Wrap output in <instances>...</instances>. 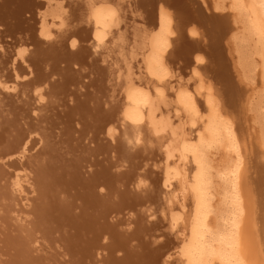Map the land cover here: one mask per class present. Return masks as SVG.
<instances>
[{
  "label": "bare ground",
  "instance_id": "6f19581e",
  "mask_svg": "<svg viewBox=\"0 0 264 264\" xmlns=\"http://www.w3.org/2000/svg\"><path fill=\"white\" fill-rule=\"evenodd\" d=\"M57 1L58 0H0V264H173L174 262L171 263L170 260L173 257L175 258V255L172 256L174 251L176 252L179 250L180 246H185L186 248V245H178V249L172 237V231L175 232L172 229L178 227V225H175V221L178 222L177 220L174 219V221H172L175 224L173 226L174 228H171V235L166 230L169 225L167 224L166 226V217L162 214L164 202L161 201L163 195L161 189L163 188V184L160 188L159 182L161 180L159 176L156 175V171H153V169H156L154 165L156 161L155 158H153V156L151 157L152 153L150 155V153H145L140 146V148L137 147L139 143L134 145V143L138 142V140H136L137 136H139L136 134L137 132L132 133V136H130L128 131L120 126L123 122L119 124L117 123L118 120H116V112L123 107V102L128 103L130 101V99L126 98V95L128 97V93L131 92H129V89H131L130 85L132 84L131 87L134 86L133 89H135L145 82L142 81L143 83L141 82V84L136 87L133 83L135 79L133 81L128 80L133 77L138 80L140 78H137V76L135 77V74L134 76L130 75L132 70L136 67L135 65H133L135 67H131L132 64L128 65L130 66L128 73V66L126 64V60L129 59L128 57H126V63L123 66L124 71L126 70L128 79L126 78V81L123 75V78H121L125 82L130 81L129 84L124 82L128 86V93L126 95L121 93L122 95L119 94L120 96H117L119 98L125 96V99L129 101L122 98L118 100V103H122L120 107H116L117 101L113 104V88H117L116 86L118 85L115 86L114 78L121 72V63L124 64V62H120V60L122 59L121 61H124L123 57L128 54H125V51H130L132 47L136 49V45L138 46L140 42L139 45H141L142 49H144L143 47L145 46V49H147V44H145V46L142 44L147 42L146 39L149 40V38H146L149 35V41L156 46V49L150 50L151 53L159 52L162 47L167 45L164 51L165 54H163L164 56L162 57H164L163 59L166 61V67L168 64L167 68H170L171 72L176 69L177 72L179 71L182 74L189 73V76L192 75L193 77V80L190 79L192 82L197 81V84L202 83V87L205 85V90L208 88V91L205 92L209 95V104L212 105V107L215 106L214 109L210 111L211 113L213 112L212 115H217L219 112L223 118V121L221 123L219 122L218 126L214 125L215 117L212 118V124H210L209 127L211 128L210 143L216 146L226 140L229 146H232L233 155L237 158L236 161L238 162V167H235L237 169L235 170L233 168L235 174L233 173L234 170L232 171L236 177L235 180L233 176L235 182L232 186L235 187L237 191L235 194L239 196L237 200L239 204H241V207L239 206L241 211H237V215H235L237 219L233 220V218L235 219L234 216L232 218V220L237 223L234 229H237V236L235 239L238 244H235L241 245V248H239V246L236 247L237 253H241V255L243 254L245 256L246 260L243 259L248 263H245L243 259L241 260L245 264H264V0H60V6L56 7ZM83 4L86 5L87 9H85L86 7ZM96 8L102 10L106 16L109 14L108 16H111L110 18L114 15L113 18L115 17L114 20L116 19V22H122L121 25L120 23H118V25L114 22L117 27L120 26L118 28L116 27L117 30H115L114 33H112L113 30H110L111 28H115L113 21H110L114 25L111 28L108 26L109 24L111 25V23H108L107 27H104V29V25L97 27L96 22L94 23L96 27L93 25L91 26L94 27L96 31L95 29L93 30V28L91 29L88 20H90V18L92 19L90 15L94 14L93 12ZM38 9L46 10L42 18L36 17V11ZM97 14L99 15V13ZM98 15L97 17H99ZM56 16H61V19L59 20L57 18L58 20H54ZM88 17L90 18L88 19ZM113 18L111 20H113ZM94 20L95 18L93 17V21ZM99 24L101 25V23ZM91 30H93L92 33ZM135 31L136 33L137 31H139L138 33L143 32L144 35L139 36L138 34V36L140 38L143 36L146 39L144 38L145 40H143L142 38L141 40L143 41L140 39L138 40L137 34L136 36L134 35ZM150 32L153 34L151 35ZM121 33H125L124 35L126 36L131 34V37L128 36L131 40L129 39L127 42V38L125 40L127 43L124 42L125 49L128 50L123 49L124 47L122 48V39L124 40V38L121 39V37L123 34L118 35ZM117 35L118 37L121 36L118 41L116 40ZM124 35L123 37H125ZM102 37H104L103 43L100 42L101 39H103ZM105 37L106 39L107 37L109 38L106 40ZM135 40L140 42H136ZM150 44L148 45L149 49L151 48ZM105 46H107V48H104ZM120 48L124 50L123 57L119 54L123 53L118 50ZM139 48L140 46L138 49ZM141 50L139 53H144L142 52L143 50ZM113 51H115L114 55L119 54L117 58L113 55H109V53ZM131 51L135 52L133 49ZM150 51H148V54H150ZM132 52L130 53L133 54ZM145 53L147 55L146 51ZM131 54L129 57L131 58L133 56V58H135L138 53H134L132 56ZM111 56H113L114 59L121 58L115 61L116 63L119 62L117 64H120V66L117 65L116 67L115 63L114 65L112 64L113 57ZM134 60L132 59V61ZM130 61L131 59L129 62ZM132 61L130 63H132ZM142 61L146 62V60L143 59ZM143 62L140 63L143 64ZM153 62L151 61L152 64ZM135 63L137 65L135 69H138L139 66L137 61H135ZM145 64L146 63H144V65ZM112 66L116 68L112 70ZM154 67L156 68L155 65ZM130 68L133 69L130 70ZM149 68L147 67V69ZM117 69L120 72L116 74L115 72ZM154 70L156 69H152V72ZM152 72H150V74L154 79ZM180 73L177 74L179 75ZM128 74L131 78L128 77ZM182 74L178 78H182ZM186 74L185 76H187ZM174 76L177 77L176 74ZM189 76L187 77L188 80L191 78ZM119 77H117L116 82L120 80L118 79ZM161 79L162 78H160V80ZM176 79L177 78H175V80ZM138 80L137 84L140 83ZM162 80L164 81L165 79L163 78ZM179 80L180 79L176 80L175 83ZM182 80L183 78L180 80L177 87L179 86L180 88ZM121 81L122 80H120V82ZM151 81L153 80H150V82ZM167 82L169 81L167 80ZM175 83L173 84L175 85ZM125 84L124 86H126ZM146 84L148 83L145 82L141 86ZM155 84H157V81ZM188 84L187 82V85ZM191 84L193 85V83ZM158 85H160V82ZM185 85L183 86L186 89L187 87ZM121 86L119 85L118 88ZM161 86H164V82ZM183 86L182 88H184ZM164 87L167 86L165 85ZM147 88H149V86ZM181 89H178L180 93L181 91L183 92V89ZM192 89L194 90V87ZM195 89L194 92H198L196 87ZM136 90L138 91V89ZM136 90H134L135 93H137ZM189 90L192 92L191 88ZM203 90L201 91L203 92ZM114 91L115 97L118 89ZM123 91L124 89L121 90V92ZM190 91L187 90L186 92ZM139 92L142 98L143 93L141 90H139ZM159 93L160 92L153 95H159ZM171 93L172 92H170V96ZM176 93L179 94L177 91ZM132 94H134L133 90ZM181 94L183 95V93ZM163 95H165L164 92ZM204 95L206 97V94ZM137 96V94H134V98L132 97L133 101L131 100L130 102L135 103L134 100L136 101L139 97ZM147 96L148 95H145V97ZM135 97H137V99H135ZM150 97L152 98L153 96H149L151 104L155 97L154 99ZM164 97L167 98L161 95L159 100L162 98L165 100ZM176 97L178 98V96ZM123 99L124 101H122ZM167 99L165 101H167ZM145 100L148 101V98L143 99L142 103H145L148 109L147 104H149V102ZM185 100L187 103V99ZM193 100L195 101V99ZM139 101L141 102L140 98ZM161 101L162 100H160V103H162ZM199 101L200 100H198V102ZM205 101L207 102L206 98ZM169 102L168 104H170ZM142 103L141 105L144 107L145 104L143 105ZM155 104L157 103L155 102ZM164 104L167 103L165 102ZM179 104L181 105V103ZM162 105L163 104H161V107ZM176 105L177 103L174 104V107ZM210 105L207 106L210 107ZM132 106L131 108H133ZM152 106L153 111L150 110L151 113H146L147 120L149 121V114L153 115L151 116V120H154V114H156V116L158 114L153 113L155 112V107L154 104H152ZM190 106L193 107V105ZM126 107H129L128 112H130V106ZM134 107H138V110L140 109L139 105ZM161 107L159 105V108ZM123 108V112L121 113L125 114L127 111L126 108L125 111ZM144 108L142 110H144ZM140 110L136 113L140 114L138 116L139 118L141 113L143 115V112ZM203 110L205 113V109ZM161 111L163 110H160V112ZM199 111L201 112V110ZM127 113L125 117L123 115L124 119L129 118ZM131 113L134 112H130V115ZM161 114L159 118L156 119H159V121H157L159 123L164 120ZM195 115L197 117V114ZM198 115L200 114L198 113ZM138 117L137 119H139ZM203 117L205 116L202 115V118ZM118 118L119 117H117V119ZM174 118L178 119V116ZM174 118L173 120L171 119L172 121L168 120L170 117L165 118L166 120L164 121L166 123L164 121L162 123L168 128H171L172 125L169 121L173 124ZM184 118L188 119L186 117ZM193 118L195 119V117ZM197 118L195 119L196 122L198 121ZM203 122L201 125H203ZM207 122L208 121H206L204 125L205 130L207 129ZM193 123L195 124V122ZM180 124L177 125L180 126ZM177 125L176 127L173 126V129H176L177 133L180 131L182 132L183 129L179 128L178 130ZM182 125H184V122L181 124V128H183ZM192 126L190 125V127ZM167 127H163V130L160 128V130L165 132L167 131L165 130ZM190 127L188 129L189 135H191L190 130H192ZM216 127H219L222 131L224 130L223 132L226 134L225 139L217 135L221 130L216 132L218 130L215 131ZM173 129L168 130L171 131L170 137H167L171 138V135L173 138L179 136L178 134L175 136L173 135ZM152 130V132H154L155 129ZM154 133L155 134H152L156 136V133H159V131L157 130L156 132L155 130ZM152 134H150V136ZM200 134L203 135L204 133L201 131ZM152 137L153 136H151V138ZM178 138L177 140H179ZM201 138L202 137H200V140L198 139L200 141L199 143L195 142L194 144H199L198 146L202 148L200 143H204L205 139L203 136L204 140L202 139L201 141ZM162 139L167 140L168 138ZM153 140L154 139H152V141ZM177 140L171 142V144H175L178 142ZM163 141L165 142V140ZM163 141L161 140L160 143L163 144ZM179 142H181V139ZM189 142L193 146L192 142L194 141L192 140L191 142L190 140ZM175 145L179 146V144ZM171 146L173 145H170V148H168V153ZM210 146L206 147L211 149V151L210 149L207 151L205 150L207 154L208 151H215V146L213 148ZM196 148L197 147H195V150L191 148L192 152L199 149V147ZM154 149L152 150L154 151ZM176 149L178 151V147L175 148V150ZM163 150H161V152ZM171 150L172 154L170 152V154H168L169 157L167 156L168 158L172 157L170 155H175V153L177 154L176 157L182 154H179L177 151L173 153V151H175L173 148ZM185 150L186 147L184 150H181L183 154L186 153L187 150ZM225 150L223 149V155H226ZM221 151L220 153L223 152ZM161 152H156V156L159 155L157 153ZM193 153L196 155L197 152ZM193 153L190 151L191 155ZM207 154H204V157H207ZM216 154H213V156ZM227 154L232 155L230 153ZM165 155L167 154L165 153ZM182 156H180V158ZM216 157H218V154ZM197 158L198 155L196 156V159ZM213 158L215 159V156ZM227 158L224 157V159ZM210 159H212V157ZM224 159L223 161L221 159L222 163L227 161ZM200 160H204V163L208 160L210 168L214 165L211 162L212 160H209V154L207 160ZM197 161L198 160L193 162V164L200 162ZM168 162L169 161H167V163ZM228 162H230V160ZM171 163L173 164V161ZM168 165L167 168H169ZM200 165L198 164V166ZM207 165L208 164H206V166ZM224 165H226V163ZM200 168L205 173H208L206 172L207 168H203V165ZM200 168L198 167V169H196L201 173L202 171L199 170ZM190 169H192V167ZM218 169L219 168H217V170ZM165 170L162 172L164 173ZM172 170L169 172V176H172V174L170 175V173H173ZM197 170L194 169V172L199 173L196 172ZM214 170L211 169L212 172H210L213 173ZM177 171H174V174ZM179 172L180 171H178L177 174L181 177L182 172ZM204 172H202V174ZM165 173L168 172L165 171ZM190 173H192V171ZM208 174L209 178L210 173ZM206 175L207 174L203 176L200 175V177L197 176L199 178L197 180L200 181L201 177L207 178L205 177ZM213 175L212 178H214ZM225 175L222 176L225 177ZM166 176L168 178V174ZM192 177H194V175ZM164 178L166 177L164 176ZM183 178L186 181L187 178L185 179V177H181V181H183ZM193 179L195 180V178ZM196 182L197 181H195L194 184L198 186ZM205 182H199V188L200 185H203V188ZM206 183L204 189L200 188L199 190L200 195L202 194V197L199 195L201 198L206 197V194H208L206 193L203 197L202 190L205 192L209 188ZM226 183L228 184V182H225L223 185ZM182 184L183 183L180 185L182 186ZM183 185L185 190V185H187V183ZM164 186L166 187V184H164ZM170 186L172 187V185ZM170 186H168V188H170ZM186 187V189L189 188L188 185ZM210 187L213 191L218 188L216 186L214 187L213 184H210ZM173 188L175 189V186H173ZM165 190H170L171 192V189H167V187ZM193 190H195V188H193ZM196 190H198V188H196ZM176 191L174 195L177 193ZM210 191L209 194H212ZM195 192L193 196L196 195ZM188 193H190V191ZM216 193L218 195V192ZM185 195L188 196L186 198L187 200L189 196L190 198L193 197L191 194L188 195L185 193ZM215 195L212 194V197ZM228 195L230 196V193ZM209 196L210 195L207 197ZM173 197L172 195V198ZM235 198H237V196H235ZM169 199L171 200V197ZM181 199V202L186 200L185 197L183 199L182 196ZM196 199L197 198H195V200ZM214 199L215 198H213V200ZM172 200L174 201L176 199ZM190 200L192 199H189V201ZM201 200L203 202L206 201L203 199ZM210 200L212 201V199ZM198 201L200 202V199ZM184 202L187 204V201ZM203 202H200V204L202 205ZM170 203L167 202L166 205ZM204 203V210L206 211L202 210V213H207L206 207L210 206V202L208 203L207 201L208 204L206 202ZM175 205L178 204L174 203L173 208ZM193 205L195 207L196 204ZM203 205L201 208L199 207L200 210L204 207ZM170 206L171 205H169V209L167 210L172 211L173 209H170ZM180 206H177V208H179L177 211L175 209L176 207L174 209L176 212L181 210V213L184 215L186 210H182ZM167 207L168 206H166V208ZM194 207L192 209H194ZM210 207L207 208L210 209ZM199 209H197V211L194 210L197 213ZM209 209L208 211L210 212ZM218 209L219 206L217 210ZM215 210L216 209H214V213L216 214ZM188 211L189 213L191 212L190 209ZM176 212H169L172 218L176 216L174 215ZM209 212L208 214H210L211 219L214 215H211V212ZM208 214H206V218ZM178 216H176L177 219L180 218V216L179 218ZM168 217V219H172L170 216ZM194 217L196 218L197 216L193 215L192 217L193 220H196L197 218L195 219ZM170 220H168V222ZM204 222L206 224L205 220ZM187 223L188 221H186L185 224ZM169 224L172 225L171 221ZM191 224H193V221ZM201 224L202 226L204 225L203 221L200 223V228ZM187 226L185 225L183 228ZM170 227L171 226H169V228ZM179 227L181 229V225ZM208 227L211 230L212 226L210 227L207 225V229ZM180 229L179 232L183 231H180ZM195 229L194 232L196 231ZM212 232H214L213 229ZM212 232H207L206 227H203V230L195 232V236L197 234L196 242H191V244H193L191 245L193 246L192 250H195L194 247L196 245V249L202 252L206 259H209L210 254H212L211 257L213 256L215 249H213V252L210 250L212 252L210 253L208 249L212 247L205 248V245H203L205 236L208 233L211 235L215 233L212 234ZM188 234L187 237H189L191 233L189 232ZM210 234L208 236H210ZM200 235L202 236L200 237ZM177 236H180V234ZM177 238L182 239L183 237ZM220 239L221 238H219V241ZM224 240L225 238L223 237L222 242ZM182 241L183 244H186L188 240L185 242L184 240ZM182 241H180L181 244ZM190 241L189 239L188 242ZM177 243H179V239H177ZM224 243H226V241H224ZM173 246H175L177 250L172 251ZM207 246L209 247L211 245ZM228 246L230 247V242ZM233 249L234 247L229 250L228 256L229 254H236L234 252L235 249ZM182 251H179L181 255L180 258H182L183 255L181 254ZM190 253L188 254L187 252L189 256ZM197 253L195 255H197ZM185 254L183 256H185ZM203 254H200V257L198 256V261L200 260L199 258L203 257ZM216 254L214 256H217ZM236 255L235 259H237ZM241 255L239 254L240 257ZM171 256L172 258H170ZM174 258L172 261H174ZM222 258L227 260L228 257L224 255ZM228 259L231 260L230 257ZM183 260L184 259H182V261L180 260L181 263ZM219 261L222 260L219 259ZM225 261H222L223 264L226 263ZM186 262L184 264H188ZM222 262L220 264H222ZM177 263L178 262H175V264ZM236 263L237 261L235 264ZM198 264L201 263L198 262ZM230 264H234V262L232 263L231 261Z\"/></svg>",
  "mask_w": 264,
  "mask_h": 264
},
{
  "label": "flooded vegetation",
  "instance_id": "af4514ba",
  "mask_svg": "<svg viewBox=\"0 0 264 264\" xmlns=\"http://www.w3.org/2000/svg\"><path fill=\"white\" fill-rule=\"evenodd\" d=\"M88 4H89V3H88ZM83 5L86 7L85 4H83ZM87 6H88V5H87ZM85 7H84V8H85ZM85 9H87V7H86ZM99 10H100V9H97V8H96V9L94 10V12H93L94 14H91V15H90V16L92 17V19H91L90 17H88V19L90 18V20H88V24H90L89 26H92V25L95 26V25L97 24V25H96L97 27H99V26H103V25H104L103 28H104V27L106 28L107 25H108V23H111L112 26H111L110 24H109L108 26H110L109 28L113 27V26L115 25L114 22L117 21L116 19L114 20V18H115V17L113 18L114 15L112 16L113 20H111L112 18H110L111 16H108L109 14L106 16V14H105L102 10H100V11H99ZM102 12H103V13H102ZM97 13H99V15H98ZM92 15H93V16H92ZM97 15H98L99 17H97ZM103 15H104V16H103ZM93 17L95 18V20H94L95 22L93 21ZM100 17H101V18H100ZM103 18H104V19H103ZM106 18H107V19H106ZM98 19H99V21H98ZM91 20H92V21H91ZM100 20H101V22H100ZM105 20H106V21H105ZM107 20H109V21H107ZM90 21H91L92 23H91ZM103 21H104V23H103ZM110 21H113V24H114V25H113L112 22H110ZM96 22H97V23H96ZM106 22H107V23H106ZM94 23H96V24H94ZM99 23H101V25H100ZM116 23L118 24V23H120V21H118V22H116ZM121 23H122V22H121ZM121 23H120V25H121ZM105 25H106V26H105ZM118 25H119V24H118ZM96 26H95V27H96ZM114 27H115L114 29H113V28L110 29V30H113L112 33H114V31L117 30V28L120 27V26L117 27V26L115 25ZM116 27H117V28H116ZM105 28H104V29H105ZM110 32H111V31H110ZM138 32H139V31H137V33H136V31H135V34H134V35H135V36H136V34H137V36H138V34H139V36H140V35H144L143 32H142V33H141V32L138 33ZM126 33H128V32H126ZM122 34H123V33L118 34V35H122ZM124 34H125V33H124ZM124 34H123V35H124ZM118 35H117V39H116L117 41H118V39L121 37V36L118 37ZM123 35H122L121 39L124 38V40L122 39V41H123L122 43H123V44H122V43H121V44H122V48L124 47L123 49H125V45H124V44L127 43L129 39L131 40V38L128 37V36L131 37V34H130V35L128 34L127 36L124 35L126 38L123 37ZM132 35H133V34H132ZM139 36H138V37H139ZM145 36H146V34H145ZM109 37H110V36H109ZM109 37H107V39H108ZM133 37H134V36H133ZM133 37H132V38H133ZM138 37H137L138 40H139V39L141 40L142 38H143V40L146 39V38L143 37V36H142V38H140V37L138 38ZM102 38H103V39H101V41H100L101 43H103V41H104V37H102ZM127 38H128V39H127ZM144 38H145V39H144ZM105 39H106V37H105ZM107 39H106V40H107ZM126 39H127V42L125 41ZM135 39H136V37H135ZM116 40H115V41H116ZM138 40H135V41H136V42H140V41H138ZM143 40H141V41H143ZM124 42H125V43H124ZM144 42H145V41H144ZM140 43H141V42H140ZM140 43H139V44H140ZM139 44H138V46L135 44V45H136V49H135L134 47H132V49L135 50V52H134V51L132 52V51H131L132 49H130V51H125V54L128 53V54L125 55V56L123 55V54H124V52H123L124 50H123L122 48L118 49V50H120V52H121V51L123 52V53H119L120 56H121V57L124 56L125 58L123 57L124 61H121L122 59L120 58V59H121V60H120V59L118 58V59L120 60V62H124V64L121 63V64H122V69H123V70L121 71L122 73L120 72V74L117 75V77H119V76L121 75L118 79H120V80H122V81L120 82V80H118V81L116 82L117 77L114 78V79H115V83H114L115 86H116L117 84H118V85L116 86L117 88H115V87L113 88V95H112V96H113V99H114V100H113V104H115V101H117L116 103L118 104V100L121 99V98L118 97V96H120L119 94L122 93V94L126 95V94L128 93V90H127L128 86H127L126 84H129L130 81L125 82V81H123V79H121V78H123L122 75L125 76L124 79L127 78V73H126V70L124 71V67H123V66L125 65L126 62H127V63H126L127 66L130 65V64H132L131 67H132L133 65H136L135 61H138L137 59H139V57H138L137 54H136V56H135L136 59H135V58H133L132 55H133L134 53H138V52H140L139 49L141 48V45H139ZM135 45H133V46H135ZM139 46H140V48L138 49ZM104 48H107V46H105ZM121 49H122V50H121ZM125 50H128V49H125ZM137 50H139V51H137ZM115 51H116V50H115ZM115 51L110 52V53H112V54L109 53V55H113L115 58H117V57H118L117 55H119V54H115V55H116V56H115V55H114V52H115ZM136 51H137V52H136ZM130 52H132L133 54H131ZM129 53H130L131 56H132L131 58L129 57V55H130ZM153 53H154V55H153ZM121 54H122V55H121ZM159 54H160L159 52H152V53L148 54V56L145 57V59H143V60H146V62H143V61L141 60V62H143V64L140 63V65L142 64L141 66H143L144 63H146V64L144 65V67H146V68H147V67H148V68L150 67V68L147 69V71H144L145 73L143 74V77H142L141 79H139V81H140V83H141L144 79H147V77H148V80H149V81H150V80H153V81H151V82H154V83L157 81V85H158V83L160 82V86H161V84L163 85V82H164V86L166 85L167 87L161 86L162 88L158 89L157 91H150V92H146V93H145V91L143 92V90H141V89H138V91H137V90H136L137 88L133 89V88L130 87V88L133 90L134 94H137V95L139 96V97L137 96L138 99H137V97H135V99H137V100L139 101V98H140L141 102L139 101V103H138L137 100H136L137 102L134 100L135 103H131V102H130L131 100L133 101L132 97H133L134 94H132V90L129 89V92L131 91V92H130L131 94L128 93V97H131V98H128L127 95H126V98H127V99H130V101H129V100H126V99H125V96H124V95H123V96H124V99H125L126 101H129L130 103H129V102H128V103L126 102V103H127V104H126L125 102H123V107H124V108H123V107H122V108L124 109V111H125V108H126V111L128 112V111H129V107L127 108L126 106H130V109H131L130 112L133 111L134 113H131V115H132V116H131V115H130V112H128V113L125 112V114L127 113V114L129 115V116H128L129 118H128V119H127V118L124 119L125 114H124V113H123V114L121 113V112H123V111H122V108H121V109H120L121 111L119 110L118 112H116V120H118L117 123H119V124H120V122H123V123H121L122 125L120 124V126H122L123 129H125L126 131H128V133L130 134V136H132V133H135V132H137L136 134L140 136V137L137 136V140H138V142L135 140L137 143H134V145H135V144L137 145V144L139 143V144L137 145V147L140 146V147L143 149V151H145V153H148V154L150 153V155H151V153H152L151 157L153 156V158H155L156 161H157V159H158V161H157V162L155 161V163H154V161H153V163H154V165L156 166V169H157V170H156V169H155V170L153 169L154 172L156 171V175L159 176V178L161 179V177L164 178V176L167 178L166 175L168 174V178H167V180H166V178H164L163 183H162L164 189H163V188L161 189V191H162V193H163V195H164V197H163V195H162L163 198L161 197V201L164 202V203H163L164 205H163V209H162V211H163L162 214H163V216L165 215L164 217H166V220H165V224H166V226H167V224H168L169 226H171L170 228H169V226H167L166 230H167V232H168L170 235H171V231H172V230L175 231V232L172 231V237L174 238V242H175L176 244H178V243H177V239H179V242L182 241V240H184V242H185L186 240L189 241V239L191 240L190 242L187 241L186 244H185V243L183 244V241H182V244H181V242H180L179 245H186V248H185V246H180V249L177 250L178 253H176V254L174 253V254L172 255V256L175 255V258H176V259L178 258V259L176 260V259L173 257V258H174V261H172L173 258H172V256H171V257H170V258H172V259L170 260L171 263L174 262L173 264H175V262H178L177 264H182V263L184 262V260H185V262L187 261L186 263H188V264H193V263L196 262V261H197V262L194 263V264H198V262L201 263V264H220L222 261L224 262L226 259H224V258H222V257H221V258H218L217 256H214V255L211 257L212 254L209 255V259H206V258H204V257H205L204 254L196 249V245H195V247H194L195 250H194V249L192 250L193 246H191V245H193V244H191L192 241H193V243L196 242L195 240H196V238H197V234H196V236H195V232H196V231H201V230H203V226H201V228L199 227V226H200V222H201L200 219H201V217H203L202 215H204V214H208V212H209V211H208L209 208H207V207H210V206H207V207H206V209H207V213H206V212H205V213L203 212L204 214L202 213V210H203V211H206V210H204V209H205V203H204V202L207 203V201H208V203L210 202V205H211V200H210L211 198H210V196H209V197H207V196L209 195V191L211 190V189H210V184H212V180H213V178H212V173H211L212 171H211L210 165H209V163H208L207 157H204L205 155H204V153H203L204 148H206V146H210V145H211L210 140H209V138H210V134H211V133H210V130H209V127H210V126H207V129L204 130V131L202 132V133H204L203 135L201 134L202 136L200 135V137H202V138H201V141H202L203 136H204V139H205V140H204V139H203V140L206 142V143H205V142H204V143H203V142L200 143V145H202V148H201V146H198L199 144H198V145H197V144H194L195 142H193V146H192V144H191L190 142H187V141H186V138H187L186 136H184V138H183V136H181V135H179V136H177V137L175 136L176 134H179L181 131H180L179 133H177V132H176V129H173L172 122H170V121H172L174 117L178 116V118H180V117H186V118H188L189 120L183 118V122H184V124H185V122H189V121L192 122V123H193V122L197 123L198 121L196 122L195 119H196L197 117H196V115L194 114V112L192 111V108H193V107L190 106V105H193V104H192V98H190V96H188L187 94H185L184 92L181 91V93H183V95H182V94L180 93V91H178L180 95H179L178 93H176V94H174V95L172 96V93H171V97H170V92H172V91L168 89V85H167V83L169 84L171 81L175 80L176 77H175L174 75L176 74V75L178 76L177 73H180V72H179V71H178V72L176 71V72H174L172 75L167 74V75L163 76V75L166 73V71H163V68L161 67V65H159L158 58H157ZM163 54H165V52H162V53H161L162 56H164ZM150 55H151V58H150ZM113 56H111V57H113ZM120 56H119V57H120ZM114 57L112 58V64L114 65V63H115V66H116V67H117V65L120 66V64H117V63H119V62H117V63L115 62V61L118 60V59H114ZM126 57H128L129 59L126 60ZM146 58H147V59H146ZM130 59H131V61H132V59H133V60L135 59V60L132 61V63H130V62H131V61L129 62ZM113 60H114V61H113ZM125 60H126V62H125ZM147 60H148V61H147ZM151 61H152V62L154 61L153 64L151 63ZM148 62H149V63H148ZM134 63H135V64H134ZM140 65H139V66H140ZM146 65H148V66H146ZM152 65H153V66H152ZM154 65L156 66V68L154 67ZM116 67L113 68V66H112V70L115 69ZM129 67H130V66H128V69H127L128 73H129ZM133 67H134V66H133ZM152 67H154V68H152ZM131 69H133V68H130V70H131ZM152 69H156V70L153 71L154 73L152 72ZM134 70H135V68H134ZM134 70H132V72L130 71V72H131V74H130L131 76H134V75H133ZM149 70H150V72H152V74H153V76H154V79H153L152 75L150 74ZM158 70H159V71H158ZM157 72H158V73H157ZM156 73H157V74H156ZM147 74H148V75H147ZM130 75L128 74V77L131 78ZM150 76H151V77H150ZM149 77H150V78H149ZM155 77H156V79H159V80H156ZM166 77H167V80H168L169 82H167ZM160 78H162V79L164 78L165 80H164V81H163L162 79L160 80ZM127 79H128V78H127ZM127 79H126V81H127ZM134 79H135V82H137L138 79H136V78H134V77L131 78V79H128V80L133 81ZM176 80H178V79H176ZM162 81H163V82H162ZM119 82H120V83H119ZM124 82H125L126 84H125ZM165 82H166V83H165ZM122 83H123V84H122ZM133 83H134V81H133ZM179 83H180V81H178V84L176 83L175 85H179ZM124 84H125L127 87L124 86ZM130 84H131V83H130ZM119 85H120V86L122 85V86L118 88ZM123 86H124V87H123ZM117 89H118V91H116V96L114 97V92H115L114 90H117ZM119 89H120V90H119ZM123 89H124V91L121 92V90H123ZM125 89H126L127 91H126ZM134 90H136L137 93H135ZM139 90H141V92L143 93V96H142V94H141V96H142L143 99L148 98V101L145 100V101L149 102V104H147L148 109H147V107H146V104H145V103H142V100H143V99H142V98L140 97V95H139V94H140ZM124 92H126V93H124ZM138 92H139V93H138ZM152 92H153V93H152ZM158 92H160L161 94H160V93H159V95L157 94L158 96H157V95H153V94H156V93H158ZM163 92H164L165 95H163ZM165 92H166V93H165ZM168 92H169V95H168ZM144 93H145V94H144ZM147 93H148V94H147ZM122 94H121V95H122ZM166 94H167V95H166ZM117 95H118V96H117ZM145 95H148V96L145 97ZM150 95L153 96L152 98L150 97L151 99H154V97H155V99H154L155 101L153 100V102H152L151 104H150L151 101H149V96H150ZM161 95H162V97H163V96H166L167 98L169 97L168 99L165 98V97H164V98H165V100L167 99L168 102L170 101V102H169L170 104H168L167 101L163 100V98L160 99V100H162V101H161L162 103H160L159 98H161ZM135 96H136V95H135ZM159 96H160V97H159ZM176 96H178V98H177ZM179 96H180V97H179ZM182 96H183V97H182ZM157 97H158V99H157ZM175 97H176V99H177L178 101L175 99ZM187 97H188V98H187ZM116 98H117V99H116ZM118 98H119V99H118ZM133 98H134V97H133ZM179 98H180V99H179ZM115 99H116V100H115ZM185 99H187V103H186V100H185ZM175 100H176V102H175ZM183 100H184V101H183ZM122 101H124V100H122ZM157 101H159V102H157ZM163 101H165L168 105H167V104H164L165 102H163ZM171 101H172V102H171ZM179 101H180V102H179ZM155 102H156L158 105L155 104ZM136 103H138V104H136ZM141 103H142L143 105L145 104V105H144L145 108L141 105ZM175 103H177V105L174 107V104H175ZM179 103H181V105H180ZM130 104H131V105H130ZM152 104H154V107H155V109H154L155 112H153V113L161 114V113H164L165 110H166L165 112H168V113H167L168 115H166V117L163 116L164 118H162V116H161L162 119L166 120L165 118H168V117H170V116H173L172 120H171V119H168V120H170L169 123H171V125H172V126L170 125L171 128H168L167 126H165V125L162 123L164 120H163L161 123L157 122V121H159V119H158V120H156V119L159 118V116H156V114H154V117H155V118H153L154 120H151V116H153L152 114H149L150 121L147 120L146 113H149L150 110L153 109V108H152V107H153ZM161 104H163L162 107H161ZM187 104H189V105H187ZM132 105H133V106H132ZM138 105H139V108L141 109V110H140V109H139V110H140L141 112H143V115H144V113H145L144 116H143L142 113H141L140 118L138 117L140 114H136V113H138V111H139V110H138V107H137V108L134 107V106H138ZM149 105H150V106H149ZM155 105H157V106H155ZM159 105H160L161 108H159ZM184 105H185V106H184ZM113 106H114V105H113ZM131 106H132L134 109L131 108ZM178 107H179V108H178ZM186 107H187V108H186ZM190 107H192V108H190ZM143 108H144L145 111L142 110ZM174 108L178 109V111H175ZM185 108H186V109H185ZM127 109H128V110H127ZM146 109H147V110H146ZM134 110H136V111H134ZM137 110H138V111H137ZM160 110H163V111L160 112ZM152 111H153V110H152ZM189 111H190V113H189ZM191 111H192V112H191ZM119 112H120V113H119ZM159 112H160V113H159ZM150 113H151V112H150ZM121 114H122V116H121ZM133 114H134V115H133ZM158 114H157V115H158ZM174 114H175V115H174ZM192 114H193V115H192ZM119 115H120V116H119ZM123 115H124V117H123ZM142 116H143V117H142ZM117 117H119V118L117 119ZM121 117H122V119H121ZM126 117H127V116H126ZM137 117H138L139 119H137ZM141 117H142V118H141ZM193 117H195V119H194ZM131 118H132V119H131ZM145 118H146V119H145ZM161 118H160V120H161ZM120 119H121V120H120ZM141 119H142V120H141ZM140 120H141V121H140ZM155 120H156V121H155ZM175 120H176V119L174 118V121H175ZM131 121H133V122H131ZM136 122H137V123H136ZM164 122H165V121H164ZM133 123H134V124H133ZM165 123H166V122H165ZM143 124H144V125H143ZM161 124H163V125H161ZM167 124H168V121H167ZM129 125H130V126H129ZM190 125H191L190 123H189L188 125L185 124V126H183V128H180V126L177 125V127H178L177 129H178V130H179V128H180V129H186V128H189ZM196 125H197V124H196ZM128 126H129V129H128ZM131 126H132V128H131ZM162 126H163V127H167L168 129H167V128L165 129V130H167V131L163 132V131H162V130H163V129H162V128H163ZM187 126H188V127H187ZM194 126H195V125H194ZM194 126H192V127L194 128ZM126 127H127V128H126ZM174 127H176V125H175ZM192 127H190V128L193 129ZM160 128H161L162 130H160ZM127 129H128V130H127ZM143 129H144V130H143ZM152 129H155L156 132H157V130H158L159 133H156V136L153 135V134H155V133H154L155 130H154V132H152V131H153ZM169 129H173L172 131L174 132L173 135L175 136V138H173L172 135H171V138H169V137H170V131H171V130L168 131ZM140 130H141V131H140ZM142 130H143V131H142ZM178 130H177V131H178ZM161 131H162V132H161ZM143 132H144V133H143ZM166 132H168V133H166ZM142 133H143V134H142ZM152 133H153V134H152ZM171 133H172V132H171ZM140 134H141V135H140ZM150 134H152V135H151V136H153L152 138H151ZM207 134H208V136H207ZM144 135H145L146 137H145ZM157 135H158V136H157ZM154 136H155V138L157 139V141H156V139L154 138ZM167 136H169V137H167ZM205 136H206V137H205ZM149 137H150V138H149ZM178 137H179V138H178ZM180 137H181V138H180ZM185 137H186V138H185ZM200 137L198 138L199 140H200ZM162 138H168V139L166 140V139H162ZM177 138H178L179 140L181 139V142H179V140H177ZM152 139H154L153 141H154V142L156 141V142L154 143V142L152 141ZM198 139H197L198 142L196 141V143H199V142H200ZM158 140H159V141H158ZM161 140H162V141L165 140L166 143L164 144V141H163V144L160 143ZM172 140H173V141H172ZM175 140L178 141V142H176L175 144H179V146H178V145H175V144H173V143L171 144V142H174ZM143 141H145V142H143ZM142 142H143V143H142ZM149 142H150V143H149ZM151 142H152V143H151ZM156 143H157V144H156ZM169 143H170V144H169ZM202 143H203V144H202ZM142 144H143V146H142ZM147 144H149V145H147ZM184 144H185V145L187 144V145L185 146ZM146 145H147V146H146ZM159 145H160L161 147H160ZM168 145H169V146H168ZM170 145H173V146H171V149L173 148L174 150H175V148L178 147V151H177V149H176L175 151H173V153L177 151L179 154H180V153L183 154V152H182L181 150H184V148L186 147V150H187V151H186V150H185V151H186L187 154L184 152L185 154H183V156H182V154H180V156H182L181 158H180L179 155L177 156V157H178V158H177V157H176L177 154L175 153V155H170V156H172V157H170L171 159L174 158V159L171 160L170 158H168V157H169L168 154H170V152H171V154H172V150L169 149V153L167 152V151H168V148H170ZM180 145H181L182 148L180 147ZM188 145H191V146H188ZM144 146H145V147H144ZM153 146H154V148L156 147L157 149H156V148L154 149ZM157 146L160 147V148H158ZM167 146H168V148H167ZM176 146H177V147H176ZM187 146H188V147H187ZM203 146H204V147H203ZM140 147H139V148H140ZM174 147H175V148H174ZM179 147H180L181 149H180ZM183 147H184V148H183ZM195 147H197V148L199 147V149H201V150H199V149L196 148L197 151H193V152H197V153H198V154L196 153V155H194V153L192 152V149L194 148L193 150H195ZM144 148H145V150H144ZM148 148H149V149L152 148V149H154V151H156V152H161V150H163V149H164V150H163L161 153H157V154H159V155H157V156H158V158H157V156H156V152H154L152 149H150V151H151V152H150ZM166 148H167V150L165 151ZM187 148H188V149H187ZM191 148H192V149H191ZM189 149H190V150H189ZM180 151H181V152H180ZM190 151H191V153H193V154H192L193 156L190 154ZM188 152H189V155H188ZM154 153H155V155H154ZM165 153H166L167 155H165ZM200 153H201V154H200ZM160 154H161V155H160ZM197 155H198V158L200 157L199 159H198V158L196 159V156H197ZM167 156H168V157H167ZM174 156H175V157H174ZM189 156L191 157V159L195 157V158H194L195 161H196V160L200 161L199 163H197L198 161L196 162V163H197V164H196V166H197L196 168H197V169H198V167H199V168L202 167V165H203V168H204V167L207 168V169H206L207 171H206V170H205V171L208 172V173H210L209 178H208V175H209V174H208V173H205L203 170H201V168H200L199 170L202 171V172H204L203 174H202V172L200 173V172L196 169V170H197L196 172H199V173H195V174H194V177H191L192 179L188 176V172L185 171V170H186V169L189 170V167H190V157H189ZM164 157L167 158V159H165ZM203 157H204V158H203ZM175 158H176V159H175ZM168 159H170V160H168ZM200 159H205V160H207V161H205V163H204V160H200ZM153 160H154V159H153ZM174 160H177V162L174 163ZM186 160H187V161H186ZM165 161H166V162H165ZM167 161H169L170 163L173 161V164H172V163L170 164L169 162L167 163ZM201 162H202V163H201ZM206 162H207V163H206ZM166 163H167V164H166ZM203 163H204V164H203ZM161 164H162V165H161ZM164 164L166 165V167H165ZM168 164H169V165H168ZM180 164H182L183 166H180ZM198 164H199V165L201 164V165L198 166ZM206 164H208L209 166H208V165L206 166ZM167 165H168V167H169L170 169L167 168ZM173 165H174V166H173ZM162 167H164V168H162ZM158 168H159V169H158ZM161 168H162V170H161ZM166 168H167V169H166ZM176 168H177V169H176ZM203 168H202V169H203ZM165 169H166V170H165ZM172 169H173V170H172ZM208 169H210V170H208ZM159 170H160V173H159ZM163 170L167 171L168 173H165V171H164V173H163V172H162ZM171 170H172L173 173H170V175L172 174V176H169V172H171ZM177 170L180 171V172H182V173H181V177H185V179L187 178L186 181L184 180V178H183V181H181L182 179H181L180 176H178L179 174H177V173H178ZM174 171H177V172H175V174H177V175L174 174ZM210 171H211V172H210ZM157 172H158V173H157ZM161 172H162V173H161ZM180 172H179V173H180ZM159 174H160V175H159ZM162 174H166V175H162ZM197 174H198V175H197ZM205 174H207V175L205 176V177H207V178H203V177H201V179H202L203 182H205V181L207 182V181H208V182H207L208 184H207L206 182H205V183H206L207 187H209V188L207 189V187H206L207 191H205V192L202 190V189H204V187H205V183H204V187L202 188L203 185H200V188H202L201 190H202V192H203V197L205 196L206 193H208V194H206V197H207L208 199H207L206 197H204L205 199H204V198H201V197H202V194L200 195V193H199V190H200V188H199V184H200L202 181H201V179H200V181L197 180V179H199L197 176L200 177V175L203 176V175H205ZM173 175H175V176H173ZM195 175H196V176H195ZM160 176H161V177H160ZM172 178H173V180H172ZM188 178H189V179H188ZM193 178H195V180H194ZM177 179H178V180H177ZM208 179H209V180H208ZM210 179H211V180H210ZM168 180H169V181H168ZM171 180H172L173 182H172ZM187 180H188V181H187ZM193 180H194V181H193ZM166 181H167V182H166ZM170 181H171V182H170ZM195 181H197L196 183H198V186H197V184H194ZM210 181H211V183H210ZM168 182H169V183H168ZM192 182H193V183H192ZM199 182H200V183H199ZM167 183H168V186L172 185V187L170 186V188H168ZM172 183H173V184H172ZM181 183H183V184L187 183V185L189 186L190 190H189V188L186 189V188H187V187H186L187 185H185V190H184V187H183L184 185L182 184V186H181V185H180ZM162 184L159 185L160 188L162 187ZM164 184H166L167 189H171V192H170V190H167V191L165 190L166 187L164 186ZM169 184H170V185H169ZM193 185H194V186H193ZM173 186H175V189L173 188ZM180 186H181V187H180ZM195 186H196V187H195ZM179 187H180V189L182 188L183 191H182V189L180 190ZM191 188H192V189H191ZM193 188H195V190H193ZM196 188H198V190H196ZM172 189H174L175 191H176L177 189L179 190V191H178V190L176 191V192L178 193V194L176 193L177 195L175 194L176 196L174 195L175 191L172 190ZM206 189H205V190H206ZM187 190H188V191H187ZM191 190H192V192H191ZM165 191H166V192H165ZM168 191H169V192H168ZM184 191H185V193L188 194V195L191 194V196H193V193L196 191V192H195L196 195H194L192 198H190V196H189V199H193V198L195 197V198H197V199L195 200V198H194V201L197 202V203L199 202V201H198L199 199H200V202H201V203L203 202L201 199L206 200V201L203 202L204 205H203V204H202V205H203L204 207H202L201 210L199 209V207L201 208V206H202V205L200 204V202L198 203V205H197V203H195L197 206L195 205L196 208H194V209H195L196 211H197V209H199V211H198L197 213L195 212V210H193V215H194V216H197V217H196L197 219L194 217L196 220H193V218H192L193 215H192V217H191V219H190V215H189L190 213H189V211H188L189 208L187 207V206H188L187 204H189L191 200L189 201V199H188V200L186 199L188 196L185 195ZM189 191H190V193H188ZM167 192H168V193H167ZM182 192H183V193H182ZM202 192H201V193H202ZM180 193H181V194H180ZM167 194H168V195H167ZM179 194H180V195H179ZM170 195H171V196H170ZM172 195L174 196L173 198H172ZM183 195H184V197H185L186 200H183V202H181V201H182L181 196H182V198L184 199ZM199 195H200L201 197H200ZM168 196H169V198L171 197V200L168 198ZM179 196H180V197H179ZM165 198H166V199H165ZM162 199H163V200L165 199V200L163 201ZM172 199H176V200H174L175 202H174ZM177 199H178V201H177ZM179 199H180V200H179ZM172 201H173V203H172ZM176 201H177V202H176ZM184 201H187V204H186ZM167 202H169V203L171 202L169 205H171V206H170V209H173L172 211L167 210V209H169V205H168V204L166 205ZM178 202H179L180 204H179ZM174 203H175V204H178V205H175L176 208L174 207V208L176 209V211L179 209V208H177V206L179 207L180 205H183V206H180V208H182V210H184V211L186 210L185 213H184V215H183V213H181V212H182L181 210H179L178 212L175 211V209L173 208ZM182 203H183V204H182ZM184 203H185V205H184ZM208 203H207V204H208ZM172 204H173V205H172ZM200 205H201V206H200ZM166 206H168V207L166 208ZM171 207H172V208H171ZM165 208H166L167 212L164 214V212L166 211ZM209 210H210L211 215H212V210H211V208H210ZM184 211H183V212H184ZM169 212H170V213L176 212L174 215H176V216L179 215L180 218H179V216H178L179 219H177L176 216H173V218H172V216H171V214H170ZM187 212H188V213H187ZM210 212H209V213H210ZM177 213H178V214H177ZM179 213H181V214H179ZM169 214H170V215H169ZM185 214H186V215H185ZM197 214H198V215H197ZM201 214H202V215H201ZM166 215H167V216H166ZM181 215H182V216H181ZM187 215H188L189 217H188ZM199 215H200V218H199ZM163 216H162V217H163ZM168 216H170V218H172V219H171V220L168 219V218H169ZM187 217H188V218H187ZM209 217H211L210 214H208L207 218H206V216H205L206 219H204V220L207 221V219H208ZM184 218H185V219H184ZM198 218H199V219H198ZM164 219H165V218H164ZM164 219H163V220H164ZM174 219L178 221V222L175 221L176 224H175L174 222H172V221H174ZM187 219H188V220H187ZM168 220L171 221V224H172V225L169 224L170 221L168 222ZM185 220L188 221L187 224H185V223H186ZM204 220H203V222H204ZM184 221H185V222H184ZM192 221H193V224H191ZM190 222H191V223H190ZM197 222H199V223H197ZM189 223H190V224H189ZM174 224H175L176 226L178 225V227H175V228H174V227H173ZM182 224H183V225H182ZM197 224H199V225H197ZM180 225H181V229H180V227H179ZM185 225H186V226L188 225V226L185 227V228H188V227H189V228H188V229L183 228V226H185ZM196 225H197V227H196ZM191 227H192V228H191ZM198 227H199V228H198ZM171 228H174V229L171 230ZM190 228H191V229H190ZM193 228H194V229L196 228V229H195V230H196L195 232H194V229H193ZM197 228L200 229V230H198ZM177 229H178V231H177ZM179 229H180V230H183V231H182V233H179L180 236H177V235H179V234H178ZM189 229H190V231H189ZM191 230H193V231H191ZM176 231H177V232H176ZM188 231L191 233V234H190L191 237H190V236H189V237L185 236V235L187 234ZM193 232H194V233H193ZM197 233H198V232H197ZM175 234H176V235H175ZM192 235H193V236H192ZM194 236H195V237H194ZM177 237H183L184 239H183V238H182V239H181V238H177ZM185 237H186V238H185ZM180 239H181V240H180ZM192 239H193V240H192ZM187 246H188V251H187ZM189 246H190V247H189ZM182 247H183V249H182ZM184 249H185V250H184ZM182 250H183V251H182ZM191 250H192V251H191ZM196 250L198 251V253H197ZM179 251H182L181 254H183V255H184L185 253L187 254V252H188V254H189L190 252H191V253H190V256H189L188 254H187L188 256L185 254L186 257L182 255V258H180L181 255H180V252H179ZM186 251H187V252H186ZM195 251H196L197 255H195V254H196ZM193 252H194V253H193ZM193 254H194V255H193ZM198 254H199V255H198ZM200 254H203V257H202V255H201L202 258H199L200 260L198 261V256L200 257ZM179 255H180V256H179ZM192 255H193V256H192ZM183 257H185V258H183ZM192 257H193V262H192ZM194 257H195V258H194ZM211 258H212V259H211ZM182 259H184V260H183V262L181 263ZM188 259H189V260H188ZM190 259H191V260H190ZM194 259H195V260H194ZM204 259H206V260H204ZM217 259H218V260H217ZM219 259L222 260V261H219ZM180 260H181V261H180ZM216 260H217V261H216ZM228 260H229V259L227 258V260L225 261L226 263H224V264H227V263H228ZM179 261H180V262H179ZM204 261H205V262H204ZM213 261H214V262H213ZM229 261H230V260H229ZM185 262H184V263H185ZM207 262H208V263H207ZM211 262H212V263H211ZM215 262H217V263H215ZM223 262H222V264H223ZM184 263H183V264H184Z\"/></svg>",
  "mask_w": 264,
  "mask_h": 264
},
{
  "label": "rangeland",
  "instance_id": "374dc122",
  "mask_svg": "<svg viewBox=\"0 0 264 264\" xmlns=\"http://www.w3.org/2000/svg\"><path fill=\"white\" fill-rule=\"evenodd\" d=\"M61 4V1L60 0H58L57 2H56V7H58V6H60V4ZM55 6V5H54ZM45 11L46 10H40V9H38L37 11H36V17H40V18H42L43 17V14L45 13ZM60 20L61 19V16H56L55 17V19L54 20H58V19ZM91 27V26H90ZM93 28V30L95 29L94 27H91V29ZM93 30H91V33L93 32ZM95 31H96V29H95ZM155 31V30H154ZM153 31V32H154ZM151 33V35L153 34L152 32H150ZM147 34H149V33H147ZM146 38H149V40H150V35L149 36H147ZM148 39H146V41L147 42H145V43H143L142 45H144L145 46V44H147V49H145L146 48V46L145 47H143L144 49H142V47H141V49L143 50H141L142 52H144V53H139L138 52V54H137V56L139 57V62L137 61V64H138V66H139V63L141 62V60L142 59H144L145 57H147L148 56V51H150L151 49H156V46L155 45H153L152 44V42H150ZM148 42H149V44H150V49H149V44H148ZM153 46V47H152ZM167 48V45L166 46H164V47H162V49L161 50H159V55H158V62H159V65H161V67L163 68V71H166V73L163 75V76H165V75H167V74H170V75H172V73L173 72H175L176 71V69H174L172 72H171V69L169 68H167L168 67V64H167V67H166V61H165V59H163L164 57H162V55H161V53L162 52H164L165 51V49ZM145 51L147 52V55H146V53H145ZM150 53H151V51H150ZM140 54H142V55H140ZM140 55V56H139ZM164 62V63H163ZM163 64H165V65H163ZM136 66V67H135ZM134 67L135 68H137V65H135ZM142 67V68H141ZM139 66L138 67V69H135V71H134V73H133V75L135 74V77L137 76V78H142L143 77V74L145 73L144 71H147V68L145 67L144 68V66ZM141 68V69H140ZM140 69V70H139ZM139 70V71H138ZM170 70V71H169ZM120 71H122V68L120 67ZM118 69L116 70V74L118 73V72H120ZM138 71V72H137ZM170 73H169V72ZM181 74L182 73H180L176 78L177 79H182L183 78V80L181 81V85H180V88H179V86L177 87V85H176V88H178L179 90L182 88V86L183 85H185L187 88V90L188 91H190L189 89L191 88V90H192V92L190 93V92H186L187 90L185 89V87L184 88H182L183 89V92H184V90H185V94H188V95H190V98H192V103H193V112H194V114H197V120H198V122L200 123H190V122H186L185 124H187L188 125V123H190L191 124V126L192 125H196L192 130H190V132H191V135H189L190 133H188V129L189 128H186L185 129V131H184V129L182 130V132H181V134L179 133L178 135H181V136H186L187 138H186V141L187 142H189L190 140H191V142H192V140L194 141V142H196L197 140L196 139H198L199 138V135H201L200 133H201V131L203 132L205 129V122L206 121H208L207 123H208V125L210 126V124H212V118L213 117H215V121H214V125L215 126H218V123L220 122H222L223 120V118H222V116L219 114V112H218V114L216 115H212V113H211V111L214 109V107L215 106H213L212 107V105H210L209 103H210V101H209V95H208V93L207 92H205V91H208V88H207V90H205L206 88H205V85H203V87H202V83H199V84H197V81L195 82V81H191V80H193V77H192V75L191 76H189V73L188 74H186L187 76H185V74H182V78L180 77V78H178L179 76H181ZM191 77V78H189V80L187 79V77ZM139 78V79H140ZM186 78V79H185ZM191 79V80H190ZM147 80V81H146ZM179 80V81H180ZM139 81V80H138ZM143 81H145L146 83H148V84H146V85H144V86H141V85H143V84H141V83H138L137 84V82H134V84H135V86L137 87L139 84H141L140 86H138L137 87V89H141V90H143V91H145V92H150V91H157L158 89H160V88H162L160 85H157V84H155L154 82H150L148 79H144ZM185 81H186V83H185ZM193 83V85H195V86H193L191 83ZM175 83L176 82V80H173V81H171V83H169L168 84V89L169 90H171L172 91V96L174 95V94H176V91L178 92L179 90L178 89H176L175 88V85L173 84V83ZM183 82V83H182ZM187 82L189 83L188 85H187ZM150 83V84H149ZM178 83V82H177ZM176 84V83H175ZM183 84V85H182ZM191 84V85H190ZM132 85V84H131ZM131 85H130V87H131ZM170 85V86H169ZM190 85V86H189ZM198 85V86H197ZM149 86V88H147ZM188 86H189V88H188ZM194 87V90H196L195 89V87L198 89V92L197 91H195L194 92V90L192 89ZM200 87V88H199ZM131 88H134V86L133 87H131ZM175 88V89H174ZM204 90H203V89ZM181 89V90H182ZM201 90H203V92L201 91ZM199 91H201V92H199ZM204 94H206V97H205V95ZM195 95V96H194ZM208 95V96H207ZM193 96H194V98H193ZM206 98V100H207V102L205 101V98ZM171 97V96H170ZM195 97H197V98H195ZM201 97H203V98H201ZM122 98H124V97H122ZM121 98V99H122ZM208 98V99H207ZM193 99H195V101L197 102H195ZM200 100L199 102H198V100ZM201 99H202V101H203V103H202V101H201ZM124 100V99H123ZM201 102V103H200ZM195 104V105H194ZM122 105V103H118L117 105H116V107H120ZM210 105V107H208V106ZM200 106H202V107H200ZM206 106V107H205ZM200 107V108H199ZM202 108V109H201ZM203 109H205V113H204V110ZM209 109V110H208ZM174 110L175 111H178V109H176V108H174ZM198 110V111H197ZM199 110H201V112L199 111ZM211 110V111H210ZM209 111V112H208ZM195 112H197V113H195ZM202 112H203V114H202ZM198 113L200 114V115H198ZM161 115H163V116H165V115H167V113L166 112H164L163 114H161ZM202 115L203 116H205V117H203L202 118ZM157 116H160V114L159 115H157ZM204 120V122H203V120L200 118V117ZM172 117L173 116H170V119H172ZM183 118L184 117H180V119L178 118V119H176V121H174L173 122V126H175V125H177V124H183ZM211 118V119H210ZM199 119H200V121H199ZM207 119V120H206ZM178 120H181V121H178ZM201 120H202V122H203V125H201L202 124V122H201ZM178 121V122H177ZM207 123H206V125H207ZM181 124H180V126H181ZM184 124V125H185ZM184 125H182V126H184ZM207 125V126H208ZM207 126H206V128H207ZM181 128V127H180ZM196 128V129H195ZM199 128V129H198ZM202 129V130H201ZM218 129V130H217ZM194 130V131H193ZM201 130V131H200ZM209 130H211V128H209ZM217 130V131H216ZM221 129L219 128V127H216V129H215V131L216 132H218V131H220ZM224 131V130H223ZM222 130L220 131V133L218 132L217 133V135H219L220 137L222 136V139L224 138L225 139V137H226V134L223 132ZM186 132V133H185ZM196 132V133H195ZM185 134V135H184ZM195 134H196V136H195ZM189 137H190V139H189ZM137 140V139H136ZM166 142H164V144H165ZM193 143V142H192ZM226 144V145H225ZM217 145H219V146H217ZM215 147L213 146V145H211L210 147L211 148H213L214 147V149H215V151L214 150H212L213 152H210L211 151V149H210V151H208V154H209V160L214 164L212 167H211V169L212 170H214V169H216V170H214L213 171V173H212V175L214 176V178H213V186L215 187H218L217 189H214V191H216V192H218V195H217V193L216 192H214L213 190H211L210 191V193H212V194H216L214 197H212V194H209L210 196H211V199H212V205H210V206H212V207H210L211 209H212V214L215 216V218H214V216H213V218H211L210 219V217L208 218V220L206 221V224H205V222H203V224L204 225H206V226H204L203 225V227H206V230H207V232L209 231L210 233L212 232V229H213V231L215 232H212V234L214 235H211L210 233H208L206 236H205V242L203 243V245H205V248H211V249H208L209 251L208 252H210V253H212L213 252V249H214V252H213V255H215L216 253V255L217 256H219L218 258H221V256L222 257H224V255L226 256V257H230L231 258V260L228 262V264H230L231 263V261H232V263L234 262V264H235V262L237 261V263L236 264H245L247 261H245L246 260V258H245V256L242 254L241 255V253H237V249H236V247L237 246H239V248H241V245L239 244V245H237L238 243H237V240L235 239V237L237 236V234H236V232H237V229L235 230L234 229V227L237 225V223L236 222H234L233 220H236L237 219V217L235 216V215H237V211H241V209H239L240 207H241V204H239V201L237 200L238 198H239V196L237 195V194H235V193H237V191L235 190V187L234 186H232L233 184H234V182H235V180H236V177L234 176V174H235V170L237 169V168H235L236 166L238 167V162L236 161V159L237 158H235V156L233 155L234 153H233V149H231L232 148V146H229V143H227V141L226 140H224L221 144H217ZM225 145V146H224ZM207 147V146H206ZM227 147H228V149H227ZM217 148H219V149H217ZM208 148H205L204 149V154H207V152H205V150L207 151V150H209ZM223 151V149L225 150V152H226V155L224 154L223 155V153H224V151L222 152L221 150ZM217 150H219V151H217ZM217 151V152H216ZM220 151L222 152V153H220ZM228 151V152H227ZM234 152H235V150H234ZM212 153V154H211ZM218 154V157H216V155ZM227 153H230V154H232V155H229V154H227ZM208 154L206 155L207 157H208ZM213 154H216V155H214L215 156V159L213 158L214 156H213ZM210 155H211V157H212V159H210L211 157H210ZM222 159V161H223V159H224V157H228L227 159H224V160H227L226 162L224 161L223 163L225 164L226 163V165H224L223 163H222V161H221V159ZM217 158V159H216ZM230 158V159H229ZM213 159H214V162H213ZM220 159V160H219ZM230 160V162H228ZM220 161V162H219ZM177 162V160H174V163H176ZM193 162H195L194 161V159L192 158V160H191V158H190V167H189V170L188 169H186L185 171H187L188 172V176L191 178L194 174H195V172H194V169L196 170V164L194 163L193 164ZM215 162H218V163H215ZM235 163H236V165H235ZM194 165V166H193ZM218 165H221V166H218ZM235 165V166H234ZM180 166H183L182 164H180ZM192 167V169H190ZM214 167V168H213ZM216 167V168H215ZM226 167V168H225ZM217 168H219L218 170H217ZM235 170H234V169ZM234 170V171H233ZM14 171H16V170H14ZM19 171H21V170H19ZM192 171V173H190ZM232 171H233V173H232ZM231 172V173H230ZM223 173H225V174H223ZM228 173H229V175H230V177H229V175H228ZM233 174V175H232ZM222 175H225V177H223ZM228 175V176H227ZM221 176H222V178H221ZM227 176V177H226ZM235 177V180H233V178ZM224 178H225V180H224ZM229 180H228V179ZM164 180V178H161L160 180V185L163 183V180ZM222 179V180H221ZM219 180V181H218ZM227 180V181H226ZM232 180H233V182H232ZM214 181H216V182H214ZM217 181H218V183H217ZM225 183V182H228V184H229V186H228V184L226 185V184H224L223 185V183ZM216 183H217V185H216ZM221 183H222V188H221ZM215 184V185H214ZM211 187H212V185H211ZM211 187H210V189H211ZM230 187V188H229ZM232 187H233V189H232ZM219 190H220V192H219ZM221 190H222V193H221ZM234 190H235V192H234ZM231 192H233V193H231ZM230 193V196L228 195ZM233 194V195H232ZM228 196H229V198H228ZM235 196H237V198H235ZM217 197V198H216ZM219 197H220V200H219ZM213 198H215L214 200H213ZM224 198V199H223ZM234 199H235V201L237 202V204H236V202L234 201ZM193 200V201H192ZM191 200V202H190V204H188L189 206H187L189 209H190V219H191V217H192V214H193V211L192 210H194V209H192L193 207H194V205L193 204H195V201H194V199H192ZM223 200V201H222ZM217 201V202H216ZM214 202H216V203H214ZM221 202V203H220ZM234 202V203H233ZM223 203V204H222ZM221 204H222V206H221ZM236 204V205H235ZM214 206V207H213ZM218 206H219V209H220V211H219V209L217 210V208H218ZM227 206V207H226ZM240 206V207H239ZM216 207V208H215ZM224 209H223V208ZM233 207V208H232ZM195 208V207H194ZM237 208H238V210H237ZM214 209H216L217 211H218V213H217V211L215 210V212H216V214L214 213ZM236 211V212H235ZM234 213V214H233ZM218 214V215H217ZM226 215V216H225ZM204 216H206V214H204ZM204 216L202 217V219L204 220L205 218H204ZM223 216V217H222ZM233 216L235 217V219L233 218ZM232 218H233V220H232ZM202 219H200V223H202ZM214 220V223H213V220ZM215 219H217V220H215ZM224 219H225V221H224ZM229 219V220H228ZM210 220V221H209ZM212 220V221H211ZM220 221V222H219ZM229 223H228V222ZM231 221H232V223H231ZM207 222H208V224H207ZM222 222V223H221ZM211 223V224H210ZM213 223V224H212ZM218 223V224H217ZM219 223H221V224H219ZM235 223V224H234ZM207 225H209L210 227L212 226V228H211V230H210V228L208 227V229H207ZM201 226H202V224H201ZM226 226H228V227H226ZM214 227V228H213ZM219 227V228H218ZM189 228V227H188ZM216 228H217V231H216ZM230 229V230H229ZM232 229V230H231ZM181 231V230H180ZM232 231H234V232H232ZM217 232V233H216ZM178 233H182V231L181 232H178ZM189 233V232H188ZM186 234L185 236H187V235H189V234ZM225 233H226V235H225ZM232 233H234V234H232ZM210 234V236H208ZM215 235H217V236H215ZM224 235V236H223ZM202 235H200V237H201ZM209 237H210V239H209ZM213 237V238H212ZM225 238V240L224 241H226V243H224V241L222 242V238ZM228 237V238H227ZM219 238H221L220 239V241L222 242H220L219 241ZM209 241V242H207V241ZM213 244H212V243ZM229 242H230V247L228 246L229 245ZM239 242V241H238ZM207 243H209V244H207ZM211 243V244H210ZM228 243V244H227ZM235 243H237V244H235ZM240 243V242H239ZM180 244V242L178 243V244H176L175 246L179 249V247H178V245ZM221 244H222V246H221ZM233 244V245H232ZM201 245V244H200ZM207 245H211V246H207ZM232 245V246H231ZM175 246H173V248H172V251H174V250H177L176 249V247ZM180 246V245H179ZM216 246V247H215ZM227 246V247H226ZM234 247V249H235V253L236 254H238V255H236V254H229V256H228V253H229V250L230 249H232ZM233 249V250H234ZM210 250H212V252L210 251ZM217 252H216V251ZM220 250V251H219ZM228 251V252H227ZM223 252V253H222ZM174 253L176 254L177 253V251L175 252L174 251ZM218 253H219V255H218ZM226 253V254H225ZM220 254H221V256H220ZM239 254L241 255V257L239 256ZM231 255V256H230ZM235 255L237 256V259H235L236 257H235ZM234 256V257H233ZM240 257V258H239ZM235 259V261H234V259ZM238 258H239V261H238ZM245 260H244V259ZM243 259V261H245V263L243 262V261H241ZM241 261V262H240ZM248 263V262H247Z\"/></svg>",
  "mask_w": 264,
  "mask_h": 264
}]
</instances>
